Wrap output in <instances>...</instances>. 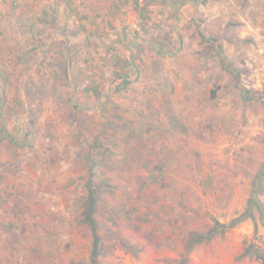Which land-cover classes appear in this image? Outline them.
Returning a JSON list of instances; mask_svg holds the SVG:
<instances>
[{"label":"rangeland","instance_id":"obj_1","mask_svg":"<svg viewBox=\"0 0 264 264\" xmlns=\"http://www.w3.org/2000/svg\"><path fill=\"white\" fill-rule=\"evenodd\" d=\"M96 135L99 264H264L241 257L264 252L250 221L186 249L264 167V0H0V264L46 260L26 242L51 212L57 264H90L74 219Z\"/></svg>","mask_w":264,"mask_h":264},{"label":"trees","instance_id":"obj_2","mask_svg":"<svg viewBox=\"0 0 264 264\" xmlns=\"http://www.w3.org/2000/svg\"><path fill=\"white\" fill-rule=\"evenodd\" d=\"M172 4L178 3L181 4L183 0H169ZM52 23L48 24L53 26L56 21V16L53 14ZM129 64V63H128ZM240 73L236 72L235 81H238ZM129 76L128 72L123 74H117V78H114V92H120L126 89L129 86ZM244 93L248 91L244 90ZM101 92L96 94L99 96ZM76 107V106H75ZM1 142V140H0ZM101 144L97 139V135L90 146L89 150L84 156V165L86 167V180L82 185V203L80 205V211L74 222L77 226L82 227L84 234L88 239V261L90 264H99L98 259L100 257L101 245L104 243V239L107 237L112 238L114 235L111 232H105L103 226L100 225L98 221V213L101 209V201L99 186H102V183L98 184V168L99 160L96 155V150L100 148ZM264 185V167L259 171L251 180V187L249 190L248 198L246 199L245 206L237 216L232 217L227 224L220 223L217 220L213 221V226L209 232L205 234H195L191 235L189 242L186 245L188 250L192 244H202L213 240L217 235L222 234L223 232L228 231L231 228L238 226L239 224L250 221L253 224L254 233L258 231L257 225L261 224L264 227V206L261 202L259 195L260 191ZM45 218L51 222L46 228H42V239L38 238V235L30 238L26 242L27 251L34 252L36 254L42 253L46 255V260L40 261L38 264H57L56 253L52 252L55 250V240L58 239L61 242L62 232L57 229V224H61L64 221V217L58 216L57 213L51 212L47 213ZM140 224H147V216L138 218ZM44 230V231H43ZM40 235V234H39ZM113 235V236H112ZM61 237V238H59ZM41 240L42 242H38ZM115 241H120L115 239ZM52 250V251H51ZM41 255V254H40ZM49 255V256H48ZM41 257V256H40ZM241 257L253 258L254 260L261 261L264 263V252L250 242L245 245ZM50 258V260H49Z\"/></svg>","mask_w":264,"mask_h":264}]
</instances>
